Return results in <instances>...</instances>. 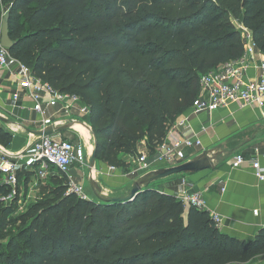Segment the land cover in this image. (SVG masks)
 Wrapping results in <instances>:
<instances>
[{
    "label": "trees",
    "instance_id": "1",
    "mask_svg": "<svg viewBox=\"0 0 264 264\" xmlns=\"http://www.w3.org/2000/svg\"><path fill=\"white\" fill-rule=\"evenodd\" d=\"M7 15L12 57L81 98L97 158L117 168L142 141L155 153L200 95L201 75L245 55L232 18L264 53V0H0V42ZM12 138L0 120V144ZM67 191L58 183L5 245L0 213V264L11 260L6 249L16 264H250L264 256V229L251 241L231 237L209 211L149 186L126 202Z\"/></svg>",
    "mask_w": 264,
    "mask_h": 264
},
{
    "label": "crops",
    "instance_id": "2",
    "mask_svg": "<svg viewBox=\"0 0 264 264\" xmlns=\"http://www.w3.org/2000/svg\"><path fill=\"white\" fill-rule=\"evenodd\" d=\"M260 59L261 57L258 62ZM257 75L255 67L247 70L248 78ZM21 78V72L16 63H11L9 69L0 71V120L5 129L13 135L12 141L5 147L13 153H18L24 151L30 143L41 136V133L48 131L49 127H67L73 131V136L81 139L79 143L86 146L88 156L91 155L96 141L93 140L90 130L88 107L82 103L71 115H67L79 120L81 124L62 121L66 120L63 113L53 116L55 112L53 108L48 110L47 117H43L33 110L34 104L25 94L19 101L13 100V93L22 91L19 85ZM178 118L188 119L190 127L185 131H176L175 134L179 137L194 134L203 143L202 148L186 149L187 159L182 163L201 158L204 151L209 155L213 168L174 175L147 184L145 178L152 172L174 166L158 165L155 155L150 157L151 152L147 149L150 169L138 178L128 174L132 168L130 164L133 157L130 155L122 157L127 164L125 168L110 171L109 164L96 159L93 171L90 168H80L75 165L70 170V176L81 184L89 183L91 189V184L94 182V188L99 197L93 191L92 201L127 198L137 182H141L143 189L149 186L173 196H177L185 189L201 191L207 201L208 211L222 217V224L219 226L222 233L240 240H254L264 229V182L256 178L251 167V161L254 160H259L264 166V102L262 106L254 104L247 107H242L240 103H231L214 112L194 113L189 109ZM63 130L52 132L51 135L59 138ZM89 132L91 140L86 136ZM146 147V142L138 146L141 150ZM236 154H242L248 160L246 165L238 169L233 167ZM27 162L30 164V161ZM39 165L38 170H40ZM30 167L34 166L28 165L24 170L27 169L30 172L32 171ZM76 172L82 175L79 176ZM256 211H258L257 214H255ZM257 264H264V260Z\"/></svg>",
    "mask_w": 264,
    "mask_h": 264
},
{
    "label": "built area",
    "instance_id": "3",
    "mask_svg": "<svg viewBox=\"0 0 264 264\" xmlns=\"http://www.w3.org/2000/svg\"><path fill=\"white\" fill-rule=\"evenodd\" d=\"M248 32L245 55L237 61H231L215 70L201 75L200 78V95L196 98L191 110L194 113L201 111L214 112L228 106L231 103H240L242 107L257 104L263 105L264 102V53L260 51L253 39V33L245 28ZM261 57L260 62H258ZM11 63H16L21 72L19 85L21 92L15 91L12 95L14 101H19L22 95L28 96L34 106L33 110L42 115L48 116V110H55L53 116L65 114L66 120L70 123L81 124L79 120L67 116L71 115L77 106L82 104L79 96L62 93L55 89L50 83L43 81L34 76L31 69L23 65L17 59L13 58L10 51L0 49V71L9 69ZM255 67L258 75L253 78L247 77V70ZM61 122V121H59ZM190 127L188 119L176 120L169 128L166 138L157 147L155 161L168 165H180L187 159L186 149L202 148L203 143L199 137L194 134L179 137L176 131H185ZM145 144L142 141L140 144ZM139 149V148H138ZM148 148L139 149L137 158L132 156L133 167L128 172L130 176L138 178L150 169L148 157ZM204 151L202 155H205ZM209 157L208 154H206ZM30 161V164L29 162ZM248 160L242 154L234 156L233 167L238 169L246 165ZM251 167L256 178L264 182V166L259 160L251 161ZM41 163V174H47L49 166L55 167L59 173L67 177L68 195H74L83 200H91L86 192V186L77 182L70 176V170L73 166L78 165L80 168L94 167L90 165L87 148L82 143L65 141L61 137L57 138L52 135L40 136L24 151L13 153L4 145L0 144V174L2 182L7 185H16L18 182L19 172L24 170L28 165L35 166ZM110 171L117 170V167L109 166ZM176 198L180 200L186 209L194 207L201 211H208L207 201L204 193L201 191H191L185 189L178 193ZM258 211L255 212L257 214ZM212 219L218 225L222 224V217L216 213H210Z\"/></svg>",
    "mask_w": 264,
    "mask_h": 264
},
{
    "label": "rangeland",
    "instance_id": "4",
    "mask_svg": "<svg viewBox=\"0 0 264 264\" xmlns=\"http://www.w3.org/2000/svg\"><path fill=\"white\" fill-rule=\"evenodd\" d=\"M210 11L213 12V8H210ZM232 22L241 32L245 43H247L246 38L248 32L245 30L246 27H244V25L239 20H235L234 18H232ZM249 74H252L251 71H249ZM90 130L93 135V140L95 139L96 143L98 144V138L95 135V131L92 127ZM72 132L73 131L71 129H64L61 132L62 139H64L65 141L79 143V140L81 139H79L77 136H73ZM86 136L90 137V140L92 139L90 132L89 134L87 133ZM149 152L151 151L149 150ZM155 154L156 151L155 153L151 152L150 157H153ZM138 155L134 157L137 158ZM104 158L105 155L101 154L97 158V160L104 161ZM39 164L41 165V163ZM39 164H37V166L35 165L34 167H30L29 169H32V171L30 172L27 169L24 171L21 170L19 172L18 182L16 185L11 186L0 182L1 185L4 186L3 194L0 195V209L4 207L3 210H0L3 222L5 223V227L2 230V242L4 243V245L7 243V240L10 237L16 236L18 231L30 222L31 217L33 216V209L38 202L53 199V195L57 190L58 183H68V180H65L66 176L59 173L55 167L49 166L47 168V174H41V172L37 168ZM157 164L166 165L164 163ZM130 165L131 167H133L132 160ZM76 174H78L79 176L82 175V173L79 172H76ZM27 177L28 179H26ZM85 186L86 192L92 198L93 190L89 187V183H86ZM5 253L9 255L11 260H4L1 262V264H16V262H14L15 257L8 251V249L5 250ZM263 260L264 256H258L253 261H251L250 264H257Z\"/></svg>",
    "mask_w": 264,
    "mask_h": 264
},
{
    "label": "water",
    "instance_id": "5",
    "mask_svg": "<svg viewBox=\"0 0 264 264\" xmlns=\"http://www.w3.org/2000/svg\"><path fill=\"white\" fill-rule=\"evenodd\" d=\"M14 46H15V42L10 37V29H9V22H8V15H7L3 22V26H2L0 47L5 48L10 51L14 48ZM59 130H62V129L48 130L45 133H41V136L51 135L52 132L54 133ZM96 159H97V143L95 144L94 151L90 158L91 167L95 166ZM210 168H213V166L210 162L209 157H207V155L205 154V155H202L201 158H198L196 160L182 163L176 166H171V167L162 169L160 171L152 172L147 178H145L146 179L145 183L150 184L153 181L163 180V179L172 177L174 175L193 173V172H198V171H202V170L210 169ZM91 186L95 194L99 197V194L94 188V182H92ZM142 187L143 186L141 185V182H137L135 184V187L132 190L131 195L127 198H115V199H101L100 198V199L106 202H126V201L133 199L136 196V194H138L143 189Z\"/></svg>",
    "mask_w": 264,
    "mask_h": 264
},
{
    "label": "bare ground",
    "instance_id": "6",
    "mask_svg": "<svg viewBox=\"0 0 264 264\" xmlns=\"http://www.w3.org/2000/svg\"><path fill=\"white\" fill-rule=\"evenodd\" d=\"M56 130V129H68L67 127H56V126H51V127H49L48 128V130ZM85 142V141H84ZM94 151V150H93ZM93 153V152H92ZM92 155V154H91ZM91 155H89V156H91ZM93 173H95V171L93 172Z\"/></svg>",
    "mask_w": 264,
    "mask_h": 264
}]
</instances>
